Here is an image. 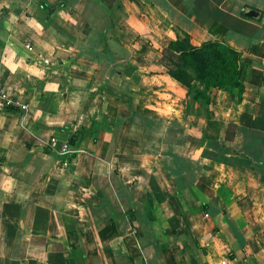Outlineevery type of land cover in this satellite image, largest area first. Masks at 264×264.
<instances>
[{"label":"crops","instance_id":"crops-1","mask_svg":"<svg viewBox=\"0 0 264 264\" xmlns=\"http://www.w3.org/2000/svg\"><path fill=\"white\" fill-rule=\"evenodd\" d=\"M174 28L241 91L187 94ZM223 263L264 264V0H0V264Z\"/></svg>","mask_w":264,"mask_h":264},{"label":"trees","instance_id":"trees-1","mask_svg":"<svg viewBox=\"0 0 264 264\" xmlns=\"http://www.w3.org/2000/svg\"><path fill=\"white\" fill-rule=\"evenodd\" d=\"M32 3L47 9L48 12L62 6V2L54 5L36 1ZM173 30L175 37L161 48L159 63L169 76L187 88V94L191 92L193 98L206 100V92L209 88H236L238 93L241 91L243 68L237 51L224 42L216 40H206L198 45H192L185 31L176 28ZM193 81L201 83L202 90L197 91L192 84ZM1 109L6 112H18V108L8 104H4ZM81 134L80 130L69 131L67 138L69 152L65 154L67 160L73 156V147ZM42 149L44 152L49 151L48 148ZM201 155L220 161L225 160L205 149L201 151ZM237 160L248 164L243 157Z\"/></svg>","mask_w":264,"mask_h":264},{"label":"water","instance_id":"water-1","mask_svg":"<svg viewBox=\"0 0 264 264\" xmlns=\"http://www.w3.org/2000/svg\"><path fill=\"white\" fill-rule=\"evenodd\" d=\"M245 16L251 18H257L259 16V11L254 8H249L244 12Z\"/></svg>","mask_w":264,"mask_h":264},{"label":"built area","instance_id":"built-area-1","mask_svg":"<svg viewBox=\"0 0 264 264\" xmlns=\"http://www.w3.org/2000/svg\"><path fill=\"white\" fill-rule=\"evenodd\" d=\"M3 101H4L3 102L4 104H9L10 103V101L7 98H3ZM67 152H69L68 147L67 148L66 147L63 148V153L66 154ZM62 163H63V165H65L66 164V160H64ZM223 264H225V263H223Z\"/></svg>","mask_w":264,"mask_h":264},{"label":"rangeland","instance_id":"rangeland-1","mask_svg":"<svg viewBox=\"0 0 264 264\" xmlns=\"http://www.w3.org/2000/svg\"><path fill=\"white\" fill-rule=\"evenodd\" d=\"M72 158V157H71Z\"/></svg>","mask_w":264,"mask_h":264}]
</instances>
